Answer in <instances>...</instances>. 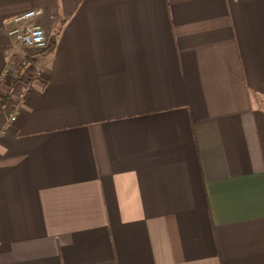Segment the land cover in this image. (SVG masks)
Returning <instances> with one entry per match:
<instances>
[{"label":"crops","instance_id":"crops-1","mask_svg":"<svg viewBox=\"0 0 264 264\" xmlns=\"http://www.w3.org/2000/svg\"><path fill=\"white\" fill-rule=\"evenodd\" d=\"M0 264H264V0H0Z\"/></svg>","mask_w":264,"mask_h":264},{"label":"built area","instance_id":"built-area-1","mask_svg":"<svg viewBox=\"0 0 264 264\" xmlns=\"http://www.w3.org/2000/svg\"><path fill=\"white\" fill-rule=\"evenodd\" d=\"M40 13V9H30L15 15L7 21V34L15 45L17 56L20 54L23 60L28 59L27 66L32 71V83H36L42 79L44 70L42 63L38 60L36 52L43 51L49 45V39L44 29L36 23V18ZM28 50H33V53L27 54ZM15 62L17 61L12 60V63ZM9 72V67H6L2 73V81ZM18 97L21 99L22 95L19 94ZM18 107V103L13 105L8 115L9 121L14 120Z\"/></svg>","mask_w":264,"mask_h":264},{"label":"rangeland","instance_id":"rangeland-1","mask_svg":"<svg viewBox=\"0 0 264 264\" xmlns=\"http://www.w3.org/2000/svg\"><path fill=\"white\" fill-rule=\"evenodd\" d=\"M30 53H33V50H28L27 54H30ZM26 69L28 71V76H29L28 80H31V78H32V75H31L32 74V71H30V69H28V66H27ZM17 98H18V96H17Z\"/></svg>","mask_w":264,"mask_h":264},{"label":"trees","instance_id":"trees-1","mask_svg":"<svg viewBox=\"0 0 264 264\" xmlns=\"http://www.w3.org/2000/svg\"><path fill=\"white\" fill-rule=\"evenodd\" d=\"M52 43H53V42L50 41L48 47H47L46 49H44L43 51H47V50L51 47ZM43 51H41V52H43Z\"/></svg>","mask_w":264,"mask_h":264}]
</instances>
